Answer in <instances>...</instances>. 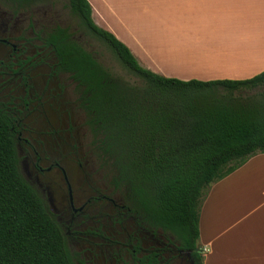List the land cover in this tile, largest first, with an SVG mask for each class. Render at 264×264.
I'll list each match as a JSON object with an SVG mask.
<instances>
[{
    "label": "trees",
    "instance_id": "trees-1",
    "mask_svg": "<svg viewBox=\"0 0 264 264\" xmlns=\"http://www.w3.org/2000/svg\"><path fill=\"white\" fill-rule=\"evenodd\" d=\"M68 4L141 80L113 75L67 30L56 45L60 67L84 88L82 105L113 184L133 212L174 230L204 264L199 221L211 184L264 152V71L246 79L161 75L95 23L89 0ZM11 126L0 109V264H75L60 225L21 173Z\"/></svg>",
    "mask_w": 264,
    "mask_h": 264
},
{
    "label": "flooded vegetation",
    "instance_id": "flooded-vegetation-1",
    "mask_svg": "<svg viewBox=\"0 0 264 264\" xmlns=\"http://www.w3.org/2000/svg\"><path fill=\"white\" fill-rule=\"evenodd\" d=\"M75 18L68 0H0V109L12 125L21 173L60 225L75 264H197V251L174 230L147 223L124 194H111L122 189L110 172L111 190L104 185L85 193L74 180L72 155L60 150L57 129L48 121L38 125L41 98L30 71L40 64L47 78L70 77L83 106L84 88L60 67L56 50L65 30L83 44L74 34Z\"/></svg>",
    "mask_w": 264,
    "mask_h": 264
},
{
    "label": "crops",
    "instance_id": "crops-1",
    "mask_svg": "<svg viewBox=\"0 0 264 264\" xmlns=\"http://www.w3.org/2000/svg\"><path fill=\"white\" fill-rule=\"evenodd\" d=\"M95 23L139 63L183 80L264 71V0H89ZM198 246L204 264H264V152L211 184Z\"/></svg>",
    "mask_w": 264,
    "mask_h": 264
},
{
    "label": "rangeland",
    "instance_id": "rangeland-1",
    "mask_svg": "<svg viewBox=\"0 0 264 264\" xmlns=\"http://www.w3.org/2000/svg\"><path fill=\"white\" fill-rule=\"evenodd\" d=\"M74 22V25L78 27L74 34L82 38L84 46L113 75L132 84H140V78L128 70L104 42L93 35L83 37L85 28L78 18H75ZM17 30L16 27L13 33L16 34ZM47 73L48 69L43 64L30 71L31 85L41 98L39 101L42 105L41 112L35 115L38 125L45 126L44 122L48 121L54 126L53 128L57 129L61 138L60 150L64 156L72 155L68 158V162L73 169L74 180L83 190H86L85 193L89 188H101L104 185L111 190L112 182L108 164L97 149L96 138L89 125L86 108L77 104L80 96L74 90L70 77L62 75L50 79L46 77ZM167 100L170 98L168 97ZM77 156L80 162L75 160ZM111 194L122 195L123 191L114 189Z\"/></svg>",
    "mask_w": 264,
    "mask_h": 264
}]
</instances>
